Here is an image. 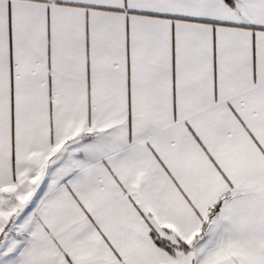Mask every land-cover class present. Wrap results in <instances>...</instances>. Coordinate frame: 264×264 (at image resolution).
Returning <instances> with one entry per match:
<instances>
[{
    "label": "snow or ice",
    "instance_id": "6c2138e0",
    "mask_svg": "<svg viewBox=\"0 0 264 264\" xmlns=\"http://www.w3.org/2000/svg\"><path fill=\"white\" fill-rule=\"evenodd\" d=\"M0 264H264V0H0Z\"/></svg>",
    "mask_w": 264,
    "mask_h": 264
}]
</instances>
